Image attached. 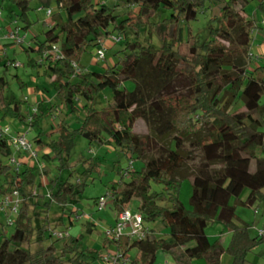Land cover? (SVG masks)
Listing matches in <instances>:
<instances>
[{"label":"trees","instance_id":"1","mask_svg":"<svg viewBox=\"0 0 264 264\" xmlns=\"http://www.w3.org/2000/svg\"><path fill=\"white\" fill-rule=\"evenodd\" d=\"M10 1L17 6V16L27 29L31 0ZM39 1L48 6L50 0ZM54 1L58 11L51 12L53 26L37 49L43 74L50 73L57 99L71 116L78 112L79 97L85 98L87 105L79 127L71 129L61 120L49 134L53 136L49 142L44 139L41 119L55 107L44 113L42 104L35 105L36 112L30 114L28 126L37 130L35 146L50 151L44 159L58 162V169L64 170L76 138L83 137L90 145H113L143 162L141 171H127V182L117 169L120 179L113 184L110 196L117 211L128 209L131 200L138 199L137 212L145 223L159 220L167 228L168 237H159L149 227L152 234L145 241H109L117 250L136 248L141 264H152L158 250L173 254L176 264H221L225 253L230 256L229 264H250L248 254L264 243V234L251 237L250 225L241 223L235 207L230 205V200L238 201L244 190L249 193L245 202L238 201L241 205L252 207L264 202V103H260L264 68L248 72L249 32L255 23L235 11L238 3L247 0H219L224 2L219 26L199 45L194 40L180 42L178 25L195 20L205 0H122L128 7H136L137 12L121 22L112 10L95 5L93 0ZM160 9L169 11L170 18L151 23ZM110 28L124 42L121 54L117 53L118 60L104 71H85L80 65L81 55L110 36ZM127 28L137 36L141 30L148 36L156 35L160 46L155 48L148 42L144 45L137 39L128 42L122 35ZM58 44L62 59L44 56ZM182 45L187 47L186 52L179 50ZM30 63L38 65L37 61ZM127 81L133 82L132 90L123 86ZM0 83L3 88L2 78ZM106 89L111 91V104L100 110L93 108ZM239 102L246 112L231 113V107ZM0 106L3 118L21 124L25 121L23 102L0 99ZM139 120L149 134L134 133ZM186 143L199 151L201 162L194 174L184 176ZM0 152L10 154L5 139H0ZM96 168L94 162L90 163L89 169ZM185 179L192 187L191 210L178 199ZM151 181L163 186L162 194L150 191ZM45 188L44 194L37 168L0 163V197L17 191L22 199L13 233L3 234L0 242V264H87L88 259L97 260L98 253L82 249L77 237L55 239L64 242L61 247L54 242L42 245L43 234L52 237L45 234L47 224L39 225L35 220L38 208L43 206L48 211L57 204L64 211L75 205L81 183L77 179L72 184L58 175L50 178ZM35 190L40 193L34 194ZM161 200H167L170 207L160 206ZM61 219L55 221L54 230L62 226ZM212 222L223 224L231 233L227 247L223 248L219 240L210 243L205 229ZM35 244L39 247L32 250Z\"/></svg>","mask_w":264,"mask_h":264},{"label":"rangeland","instance_id":"2","mask_svg":"<svg viewBox=\"0 0 264 264\" xmlns=\"http://www.w3.org/2000/svg\"><path fill=\"white\" fill-rule=\"evenodd\" d=\"M95 5H105L116 16L118 22L126 20L130 17V13H136V7H128L122 0H93ZM224 2L219 0H205L202 6L198 8L197 17L195 20L185 23L181 21L178 25L179 41L186 43L189 40H194L198 45L211 37L213 30L218 28L219 19L221 16V8ZM44 7V8H42ZM39 8H42L39 10ZM51 10L56 13L57 7L54 0H50L48 6L43 5L39 0H31L29 3V11L27 17L30 26L27 29L25 24L20 21L17 15L19 10L16 5L11 3L10 0H0V78L3 79L4 87L0 83V99L11 101L15 99L17 102H23V115L25 121L21 124L18 120L6 117L3 118L0 106V127H9L10 133L25 135V137L35 146L33 138L37 130H31L28 126L30 114L35 105L42 104V111L48 113L51 106L55 107L54 112L48 114L41 119V129L44 133V139L49 142L53 136H49L52 130L56 129L59 121H66L71 129L79 127L85 117V106L87 101L83 97H79L77 103L78 112L73 116L70 115L66 106L57 99L56 90L52 83L50 73L43 74L44 67H41V60L39 59L38 46L45 42V32L53 26L50 17H47L46 12ZM235 11L244 19L251 20L255 23V27L250 30V49L248 72H253L257 68H264V0H247L245 3H238L235 6ZM171 13L166 10L160 11L151 19V23L164 21L170 18ZM20 29L21 37H25L23 45H17L12 41L5 39L7 31L12 27L13 23ZM112 31V28L109 29ZM58 33V31H56ZM125 36L128 42H134L136 39L141 44L150 43L153 47L158 48L160 41L156 35L148 36L144 30H141L137 35L131 29L127 28ZM118 36L117 31H112L111 35L103 40L105 49V57L103 60L96 62L95 60V47H89L85 53L81 55L80 65L85 71H104L108 67H112L118 60L117 53L124 48V42L114 43L111 37ZM59 46V44H58ZM181 52H186L187 47L182 45L179 49ZM121 54V52L119 53ZM38 63L37 66L31 65L30 62ZM19 63L20 66L15 68L9 66L8 63ZM127 90H132L134 87L133 82L127 81L123 85ZM112 102L111 91L104 90L97 97L93 108L100 110L106 108ZM260 103H264V94L261 97ZM233 114H244L246 109L239 102L230 110ZM264 133V128L261 129ZM134 133L138 136H145L149 134L146 125L141 121H137L134 127ZM10 153H13L11 147H8ZM48 153L50 151L46 149ZM184 153L187 157L186 165L183 169V175H192L197 171L201 162V154L197 149L190 146L189 143L185 144ZM44 154V153H43ZM43 154H39L42 158ZM260 153L258 152V155ZM44 157V156H43ZM45 163V168L42 176H44L43 183L48 184L50 178H55L61 175L63 180H69L74 184L78 179L81 183V192L77 194L75 205H69L64 211L57 204H52L48 211L44 207L38 208V215L35 216L37 223L47 224L46 232L51 233L54 230L55 221L62 218V226L58 227L57 231L68 230L72 237L79 238V244L82 249L93 250L100 256L97 260L88 259L87 264H105L101 259L103 254H112L116 251V247L105 239L104 231L111 226L115 218V211L117 208L114 206L110 192L113 184L118 183L120 175L117 172L125 175L124 181H128L127 171L139 172L143 168V162L125 155L121 150L113 145H90L88 140L83 137H77L68 156L67 167L60 171L58 169V162L47 161L42 159ZM94 162V169L90 168V163ZM0 163L2 165H9L7 155L0 152ZM92 166V165H91ZM218 168L217 166H215ZM93 168V167H92ZM254 170V163L252 162L251 168ZM89 170V171H88ZM44 188V194L47 192ZM150 191L152 193H163V186L154 181L150 182ZM40 193L37 190L34 194ZM192 193L191 182L185 179L181 182L178 199L187 210H191L190 197ZM249 191L244 190L240 194L238 201L245 202ZM264 195V190L262 191ZM100 197H105L107 205L104 210L97 211L95 202ZM95 201V202H94ZM235 198L230 200V205L235 207L236 216L241 223L250 225L249 234L255 238L258 232L264 227V202H256L252 207L241 205ZM140 202L138 199H133L128 205V209L132 212H137ZM159 205L169 208L170 204L167 200H161ZM16 215L11 216L14 222ZM146 224L158 232L159 237L167 238L168 230L159 220L155 222H146ZM14 231V225H7V216L0 211V242L3 240L4 235L10 236ZM4 234V235H3ZM205 234L210 243L219 240L220 237L229 236L230 232L226 227L218 222H212L205 229ZM43 246L46 247L51 243H55L58 247L63 245V241H55L54 238H49L44 235ZM226 239V238H225ZM228 239V238H227ZM231 239V236L230 238ZM39 247V244L32 246V250ZM127 256L131 261L136 264H141L139 261V252L136 248H131L127 251ZM248 261L250 264H264V243L255 247L248 254ZM221 264H229L230 256L223 254L220 259ZM152 264H176L175 257L171 253H166L158 250L155 254V260Z\"/></svg>","mask_w":264,"mask_h":264},{"label":"built area","instance_id":"3","mask_svg":"<svg viewBox=\"0 0 264 264\" xmlns=\"http://www.w3.org/2000/svg\"><path fill=\"white\" fill-rule=\"evenodd\" d=\"M47 17L51 16V10L46 12ZM5 39L12 41L17 45H23L25 43V37H21L20 29L14 22L12 27L8 29L7 35H5ZM122 37L120 35L111 37V40L114 43L120 42ZM105 47L103 45V41H99L98 47H96L95 51V60L99 62L105 57ZM51 55L55 60L62 59L63 56L60 53V49L58 45H53L51 50L48 51L44 56ZM9 66H13L18 68L20 66L19 63H8ZM73 66L77 69L76 65ZM78 71V69H77ZM36 112V108L32 109V113ZM30 121V120H29ZM10 128L0 127V139H5L8 147H11L13 153L8 155L9 164L16 168L21 166L26 167H35L37 168L40 174V183L43 187L47 184L43 183L44 176V168L45 163L42 161L40 157V149L34 146L25 135L15 133H10ZM21 156V157H20ZM48 197V195H46ZM22 204V199L17 191H12L4 196L0 197V211L5 213L7 216V225H13V221L11 220V216L18 214L20 206ZM107 205V200L105 197H100L95 203V207L97 211H102L105 209ZM51 237L56 240H64L70 236L68 230L57 231L53 230L51 233ZM151 229L145 223L142 215L139 212H132L129 209H123L117 211L115 215V220L111 226H109L104 231V236L107 241H119L123 238H127L130 241H145L151 235ZM264 234L263 230L258 232V236H262ZM101 259L105 262V264H131L132 261L127 256V251L117 250L110 254H103Z\"/></svg>","mask_w":264,"mask_h":264},{"label":"crops","instance_id":"4","mask_svg":"<svg viewBox=\"0 0 264 264\" xmlns=\"http://www.w3.org/2000/svg\"><path fill=\"white\" fill-rule=\"evenodd\" d=\"M42 67V66H41ZM37 104H39V103H37ZM42 106V105H41ZM39 148V147H38ZM40 149V148H39ZM40 155L41 154H43V156H47V155H49L50 153H48V151H46V149H40ZM42 156V159L44 158ZM21 157V156H20ZM116 213H117V211H115V215H116ZM114 220H115V218H114ZM114 222V221H113ZM113 222L111 223V225L113 224ZM230 236H231V233L229 234V236H227V237H220L219 238V242H220V244H221V246L223 247V248H225V247H227V245L229 244V241H230ZM226 238V239H225ZM228 238V239H227Z\"/></svg>","mask_w":264,"mask_h":264}]
</instances>
